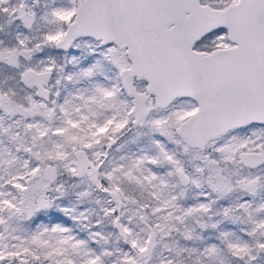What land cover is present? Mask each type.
<instances>
[{"label":"snow or ice","instance_id":"snow-or-ice-1","mask_svg":"<svg viewBox=\"0 0 264 264\" xmlns=\"http://www.w3.org/2000/svg\"><path fill=\"white\" fill-rule=\"evenodd\" d=\"M0 264H264V0H0Z\"/></svg>","mask_w":264,"mask_h":264}]
</instances>
